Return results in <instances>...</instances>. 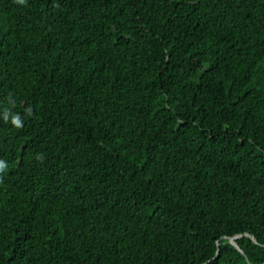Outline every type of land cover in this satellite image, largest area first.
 <instances>
[{
    "label": "trees",
    "instance_id": "16d2710c",
    "mask_svg": "<svg viewBox=\"0 0 264 264\" xmlns=\"http://www.w3.org/2000/svg\"><path fill=\"white\" fill-rule=\"evenodd\" d=\"M0 160V264H264V0H0Z\"/></svg>",
    "mask_w": 264,
    "mask_h": 264
},
{
    "label": "clouds",
    "instance_id": "9594fccd",
    "mask_svg": "<svg viewBox=\"0 0 264 264\" xmlns=\"http://www.w3.org/2000/svg\"><path fill=\"white\" fill-rule=\"evenodd\" d=\"M19 3L23 4L25 2V0H18ZM28 112V114H30V109L26 110ZM4 119L7 120L8 116L7 113H5ZM11 124L16 127V128H20L22 127V120L20 118L19 115H13L11 118ZM6 168V164L4 161L0 160V171H3Z\"/></svg>",
    "mask_w": 264,
    "mask_h": 264
},
{
    "label": "water",
    "instance_id": "95a60500",
    "mask_svg": "<svg viewBox=\"0 0 264 264\" xmlns=\"http://www.w3.org/2000/svg\"><path fill=\"white\" fill-rule=\"evenodd\" d=\"M235 238H236V237H228L229 241H230L233 245L236 246L235 241H234ZM236 247H237V246H236Z\"/></svg>",
    "mask_w": 264,
    "mask_h": 264
}]
</instances>
